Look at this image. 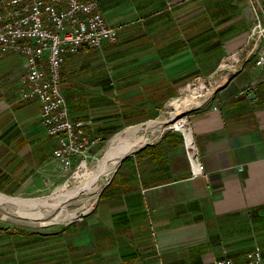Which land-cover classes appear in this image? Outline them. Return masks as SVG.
<instances>
[{
    "label": "crops",
    "instance_id": "crops-1",
    "mask_svg": "<svg viewBox=\"0 0 264 264\" xmlns=\"http://www.w3.org/2000/svg\"><path fill=\"white\" fill-rule=\"evenodd\" d=\"M98 1L120 25L119 37L103 51L70 54L63 89L72 118L90 120L83 129L104 137L158 115L242 39L264 6V0ZM105 54L107 66L100 64ZM24 66L19 51H0V190L10 193L51 171L57 142L45 130L41 101L20 99ZM191 110L203 170L194 171L184 134L174 128L129 153L95 209L68 228L89 239L60 242L61 264H201L244 257L255 245L264 261V65L246 64ZM1 232L0 264H37L36 243L1 239Z\"/></svg>",
    "mask_w": 264,
    "mask_h": 264
},
{
    "label": "built area",
    "instance_id": "built-area-1",
    "mask_svg": "<svg viewBox=\"0 0 264 264\" xmlns=\"http://www.w3.org/2000/svg\"><path fill=\"white\" fill-rule=\"evenodd\" d=\"M264 15V6L261 7ZM254 26L264 32V18L255 9ZM120 25L103 13L98 0H0V51L16 50L25 58L20 76L21 100L38 98L42 122L56 137L52 155L62 168H69L75 156L86 157L104 136L85 131V119H73L63 89V66L70 54L83 47L102 49L119 37ZM264 63V54L257 58ZM184 134L187 155L195 172L203 170L198 149ZM240 170L242 165H238ZM201 264H264L262 248L255 245L244 257L225 255Z\"/></svg>",
    "mask_w": 264,
    "mask_h": 264
},
{
    "label": "rangeland",
    "instance_id": "rangeland-1",
    "mask_svg": "<svg viewBox=\"0 0 264 264\" xmlns=\"http://www.w3.org/2000/svg\"><path fill=\"white\" fill-rule=\"evenodd\" d=\"M99 50L103 51L104 47ZM261 53L264 54V32L263 34H260V30L255 28L253 18L249 31H247L242 39L235 42L231 49L223 54L219 60H216L213 64L205 66L206 69L210 70L209 72H204L205 70L198 72L197 76L188 84L183 86L180 93L175 95L174 98H185L189 95L202 92L204 90L203 87L200 86V82L202 81H205L207 85L206 90L211 87V83L215 79L225 82L231 75L240 70L246 64L251 62L258 63L257 58ZM231 55L236 56L235 60L233 62H227L226 60ZM101 58L102 60L100 64L106 66L110 64L107 59V54L104 56L101 55ZM260 64L264 65V63ZM223 82H221V84ZM193 87L196 89L192 90ZM174 98L166 103L163 110L158 115L154 114L148 120L169 118L170 114H172V111L175 109L170 105V102ZM191 111L192 110L190 109L185 113L188 117L190 126L191 123L189 115ZM148 120L132 121L126 125L131 126L133 124H145ZM126 125H124L117 132L113 133L111 136H105L103 141L96 145V147H94L86 157L75 156L73 158V164L69 168H62L61 164L57 160L52 159L51 171L48 174L47 171H45L47 176L44 175V172H40L39 176L32 179L30 184L31 186L26 189L13 193L0 190V192L4 194L19 198H33L39 200L53 198L52 205L55 206L57 204V208H50L48 210L42 208L41 212H43L44 215L40 218L34 217L31 214V212L39 210L36 206L28 204L21 206L11 202H0V228L5 230L4 232L0 231L2 237H4H1V239L7 240L11 238L14 239L15 237L20 239L22 242L36 243L38 249L36 258L37 264H61V259H64L66 250L62 249L61 246L63 244L61 245L60 242H67L69 238H71V240L89 239V235L87 234L81 236V238L80 236L76 237L77 233H75L74 229H71L74 230V232L69 234L66 232L72 224H76L77 222L83 220V217L86 214L95 209L102 192L110 182L109 180L112 179L113 175L117 172L118 165L120 162L122 163V161L118 163L114 170L111 168L109 171L107 167L109 165H105L104 167V165H102V161L105 153L107 152L110 140L116 133L127 127ZM173 128L180 130L177 127ZM169 129L170 128H166L165 130ZM157 133L158 131L156 133L149 131V136L151 138H155ZM82 160H86L87 163L84 169H82L83 171L79 167ZM72 189L74 191H72ZM66 191L68 192L66 193ZM60 194L63 195L65 199H63ZM58 201L60 204L57 203ZM91 202L92 206L86 210L85 214L77 217L73 216V212L75 210L79 207H83L84 205L87 206V204ZM51 244L53 245L52 249L48 248Z\"/></svg>",
    "mask_w": 264,
    "mask_h": 264
},
{
    "label": "bare ground",
    "instance_id": "bare-ground-1",
    "mask_svg": "<svg viewBox=\"0 0 264 264\" xmlns=\"http://www.w3.org/2000/svg\"><path fill=\"white\" fill-rule=\"evenodd\" d=\"M235 58H236L235 55H231L228 57V59L226 61L227 62H233L235 60ZM221 82H223V81L215 79L214 81H212L211 87H209V89L206 90L207 85H206L205 81H202V82H200V86H202L204 89L202 92H199V93L194 94V95H189L185 98H174L170 102V105L173 106L175 109L172 111V114H170L169 118H165V119L159 118V119H155V120H148L145 124L144 123H140V124H136V125L133 124L131 126L129 125V126L123 128L121 131L116 133L112 137V139L110 140L108 148H107V152L105 153V155L103 157L102 165H104V167H105V165H109V166H107L108 171L111 168L114 170V168H116V166L118 165L120 160L127 153H130L133 149H135V148L137 149V148L143 146L144 144L149 143L150 141H152L154 139H157L165 131L166 128L177 127L181 131H183V133H185L187 136L191 137L192 130H191V126L189 124L188 117L185 115L186 111L198 106L199 104H201L205 100H207L209 98V96L212 94V91L215 90V88L217 86H219L221 84ZM195 89L196 88H194V87L192 88V90H195ZM149 131H152L154 133H156L158 131V133L156 134L155 138H151L149 136ZM86 164H87L86 160H82V162L79 165L80 169L81 170L84 169ZM60 188H62V187H60ZM90 189H92V188H90ZM68 191H66V193ZM72 191H74V190L72 189ZM69 195H71V194H69ZM74 195H75V193H74ZM61 196L63 197V195H61ZM69 197H71V196H69ZM52 199L53 198H48V199L45 198L42 200L33 199V198L32 199H26V198H19V197H15V196H10V195H7V194L0 192V202H11V203L21 205V206L26 205V204L36 206L39 208V210L31 212V214L34 217H40V218H42L44 215V213L41 212L42 208L47 209V210L50 208H57L56 203H55L56 205L54 204L55 206L52 205L53 204ZM63 199H65V198L63 197ZM57 203H59V201ZM91 206H92V202L87 204V206L84 205L83 207H79L77 210H75L73 212V216L77 217V216H80L82 214H85L86 210H88Z\"/></svg>",
    "mask_w": 264,
    "mask_h": 264
},
{
    "label": "water",
    "instance_id": "water-1",
    "mask_svg": "<svg viewBox=\"0 0 264 264\" xmlns=\"http://www.w3.org/2000/svg\"><path fill=\"white\" fill-rule=\"evenodd\" d=\"M215 89H216V88H215ZM134 150H136V148L133 149L131 152H133ZM131 152H130V153H131ZM128 154H129V153H127L124 157H126ZM124 157H123V158H124ZM123 158H122V159H123ZM122 159H121V160H122ZM121 160H120V161H121Z\"/></svg>",
    "mask_w": 264,
    "mask_h": 264
},
{
    "label": "trees",
    "instance_id": "trees-1",
    "mask_svg": "<svg viewBox=\"0 0 264 264\" xmlns=\"http://www.w3.org/2000/svg\"><path fill=\"white\" fill-rule=\"evenodd\" d=\"M115 42V41H114ZM113 43V42H112Z\"/></svg>",
    "mask_w": 264,
    "mask_h": 264
}]
</instances>
